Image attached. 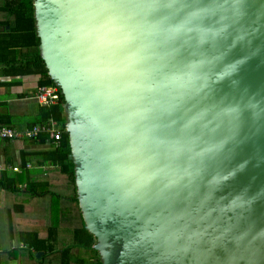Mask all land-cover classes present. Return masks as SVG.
Listing matches in <instances>:
<instances>
[{"label":"water","instance_id":"95a60500","mask_svg":"<svg viewBox=\"0 0 264 264\" xmlns=\"http://www.w3.org/2000/svg\"><path fill=\"white\" fill-rule=\"evenodd\" d=\"M32 5L101 264H264V0Z\"/></svg>","mask_w":264,"mask_h":264},{"label":"crops","instance_id":"0c3cea01","mask_svg":"<svg viewBox=\"0 0 264 264\" xmlns=\"http://www.w3.org/2000/svg\"><path fill=\"white\" fill-rule=\"evenodd\" d=\"M6 17L7 14L0 9V22L6 20ZM8 28L6 25V29ZM19 69L18 66L8 68L0 64V125L21 130L38 123L48 124L53 120L60 129L52 117L46 116V109L55 105L58 100L49 105L39 104L35 95L40 87V74ZM40 120L42 122H38ZM42 135H47L43 142L39 140ZM51 140L49 133H41L34 139L0 138V173H3L7 186H11V183L15 186L13 191L0 187V264H61L58 253L43 258V250L34 251L24 245L19 237L22 231H35L40 238H46L49 229L55 226L57 237L54 246L59 240L56 250L71 241L66 217L70 187L58 168L42 158L45 154L42 152L59 146H53ZM47 179L49 190L55 191L57 196L30 194L29 182H44L48 185ZM61 185L65 193L56 189V186ZM44 189H39L38 192ZM15 251L25 252L17 256ZM37 252H43L39 258L35 256Z\"/></svg>","mask_w":264,"mask_h":264},{"label":"trees","instance_id":"16d2710c","mask_svg":"<svg viewBox=\"0 0 264 264\" xmlns=\"http://www.w3.org/2000/svg\"><path fill=\"white\" fill-rule=\"evenodd\" d=\"M0 9L7 14V19L0 22V64L8 68L18 66L20 67L19 70H30L39 73V85L55 86L59 94L57 103L46 109V116L52 117L60 127L61 138L59 146L42 152L45 153L42 158L44 161H48L50 165L58 168L71 190L68 215L66 216L71 241L68 245L57 250L60 262L61 264H92L91 258L95 257L98 261L97 264H101L98 253L93 248L95 238L84 228L78 207L74 183V165L68 157L70 145L68 133L65 131V114L62 108L63 95L59 87L55 85L47 74V69L39 53V38L35 30L32 0H2ZM6 25L9 26L8 29H6ZM45 138H47V135H42L39 140L43 142ZM4 182L5 177H3V173H0V187L11 189L12 191L15 190L14 183H11V186H7ZM47 182L48 185L44 182H29L28 190L30 194L36 195L39 193V196L50 194L57 196L58 194L55 191L49 190V179H47ZM43 188H45L43 191L38 192L39 189ZM48 232L46 238H40L35 231H22L19 237L28 248L34 251L43 250L45 252L44 258L49 254L56 253L54 246L57 237L56 227L52 226ZM73 248H77L78 254L73 252Z\"/></svg>","mask_w":264,"mask_h":264},{"label":"built area","instance_id":"2783aa9c","mask_svg":"<svg viewBox=\"0 0 264 264\" xmlns=\"http://www.w3.org/2000/svg\"><path fill=\"white\" fill-rule=\"evenodd\" d=\"M59 98L57 88L55 86H40L36 92L35 99L41 105H49L54 103ZM41 133H49L51 135V143L57 147L61 138V130L55 125L53 120L48 124H34L31 127L24 129H16L12 126L0 125V138L11 140L14 138L23 137L26 139H34ZM16 170L17 168L14 167Z\"/></svg>","mask_w":264,"mask_h":264},{"label":"rangeland","instance_id":"374dc122","mask_svg":"<svg viewBox=\"0 0 264 264\" xmlns=\"http://www.w3.org/2000/svg\"><path fill=\"white\" fill-rule=\"evenodd\" d=\"M0 1H2V0H0ZM56 189L58 190V191H62L63 193H65L64 192V188H63V186L61 185V186H56ZM48 196H53L52 194H50V195H48ZM58 241V244H55V254H57V247L59 246V240H57ZM57 243V242H56ZM66 244V243H65ZM73 251H74V253H77V249L75 250V249H73ZM25 251H19L18 253L15 251V254L17 255V256H19L21 253H24ZM19 254V255H18ZM78 254V253H77ZM97 259H95V257L94 258H91V263L92 264H97ZM71 264H74V263H71Z\"/></svg>","mask_w":264,"mask_h":264}]
</instances>
